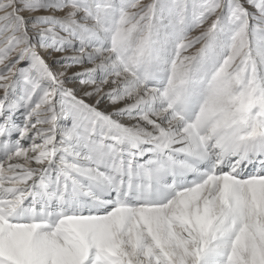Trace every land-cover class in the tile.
Listing matches in <instances>:
<instances>
[{"label":"snow or ice","instance_id":"1","mask_svg":"<svg viewBox=\"0 0 264 264\" xmlns=\"http://www.w3.org/2000/svg\"><path fill=\"white\" fill-rule=\"evenodd\" d=\"M0 264H264V0H0Z\"/></svg>","mask_w":264,"mask_h":264}]
</instances>
